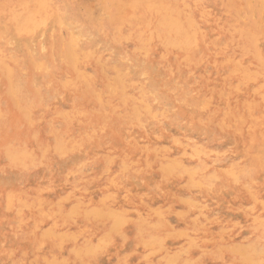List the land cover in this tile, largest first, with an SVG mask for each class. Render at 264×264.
I'll return each instance as SVG.
<instances>
[{
  "label": "rangeland",
  "instance_id": "obj_1",
  "mask_svg": "<svg viewBox=\"0 0 264 264\" xmlns=\"http://www.w3.org/2000/svg\"><path fill=\"white\" fill-rule=\"evenodd\" d=\"M192 1L0 0V264H264V0Z\"/></svg>",
  "mask_w": 264,
  "mask_h": 264
},
{
  "label": "bare ground",
  "instance_id": "obj_2",
  "mask_svg": "<svg viewBox=\"0 0 264 264\" xmlns=\"http://www.w3.org/2000/svg\"><path fill=\"white\" fill-rule=\"evenodd\" d=\"M150 0H145V2H146V5H147V2H148V5L147 6H151V4H152V2L150 3L149 2ZM174 1V0H173ZM181 1V0H180ZM183 2L182 3H185L184 2V0H182ZM192 1V0H191ZM194 1V0H193ZM192 1V2H193ZM18 3V2H17ZM197 3V2H196ZM195 3V4H196ZM186 4V3H185ZM188 4V3H187ZM145 5V7H147ZM156 4H154V7H153V5H152V7H149V9H158L159 7V5L156 7L155 6ZM20 6V5H19ZM186 6V8H188L189 6H187V5H185ZM198 6V5H197ZM196 6V7H197ZM183 7V6H182ZM14 7H12V9H13ZM148 8V7H147ZM146 8V9H147ZM162 10H164L163 9V7H160ZM174 8V7H173ZM183 8H185V7H183ZM148 9V10H149ZM169 8H167V10H168ZM172 9V8H171ZM175 9V8H174ZM174 9H173V11L171 10H169L168 11V13L165 11V13L163 14V15H160V14H158V13H156V14H158V15H160V17H159V19H158V22L159 23H155L154 25L156 26V28H158L159 29V34H155V35H159L160 36V39H159V37L157 38L156 36V39H158L159 40V42L161 41V44H162V46L161 47H163V46H165V47H175V48H177V50L178 49H180V50H182L183 52L184 51H186L187 50V48H189L190 46H192L191 45V43L193 42V41H191V38L193 39V37H192V35L189 33V32H192V31H190L189 30V32H188V30H186V28L184 27V25L182 24V21H180V17H178L179 15H181L182 13V15L184 16V13L185 12H182V13H180L179 11H181V10H176V11H178V13L177 12H175L174 11ZM194 9V8H193ZM11 10V9H10ZM9 9H8V12L10 11ZM147 10V11H148ZM189 10H190V8L187 10L188 12H189ZM196 10V9H195ZM183 11V10H182ZM185 11V10H184ZM191 11V10H190ZM22 12V11H21ZM148 12H150V11H148ZM151 13V12H150ZM153 13H155V10L153 11ZM190 14V13H189ZM188 14V15H189ZM9 15H12V14H9ZM151 15V14H150ZM153 15V14H152ZM157 15V16H158ZM178 15V16H177ZM187 15V16H188ZM193 15V14H192ZM14 16V18H15V16H16V14L15 15H12V17ZM156 16V17H157ZM186 16V17H187ZM191 16V15H190ZM190 16H189V18H190ZM154 17V16H153ZM191 17H193V16H191ZM202 17V16H201ZM14 18H9V20H10V22H12L11 20H13ZM17 18V17H16ZM24 18H26V17H24ZM158 18V17H157ZM155 19V18H154ZM182 19H184L183 17H182ZM181 19V20H182ZM193 19V18H192ZM16 20H20V22H19V24L21 23V18H19V19H16ZM16 20H13V22L15 21V25L17 26V22L18 21H16ZM23 20H25V19H23ZM22 20V21H23ZM156 20V19H155ZM185 20H186V18H185ZM8 21V20H7ZM26 21V20H25ZM25 21H23V23H22V25L25 23ZM157 21V20H156ZM191 21V22H190ZM193 21H194V19H193ZM196 22V21H195ZM26 23L28 24V21H26ZM25 23V24H26ZM36 23V22H35ZM192 23V20H189V24H191ZM8 24V23H7ZM11 24V23H10ZM25 24L23 25V27L25 26ZM27 24H26V26H27ZM33 24L34 23H31V25L33 26ZM157 24H158V26H157ZM188 24V23H187ZM195 24V23H194ZM21 24L19 25L20 27L22 26ZM29 25V24H28ZM196 25H197V23H196ZM195 25V26H196ZM18 26V27H19ZM26 26H25V28H23V27H21V29H22V31L25 29V30H27L26 29ZM31 26V27H32ZM185 26H187V25H185ZM13 27V26H12ZM15 27V26H14ZM33 27H35V24H34V26ZM36 27H38V26H36ZM197 27H198V25H197ZM17 28V27H16ZM155 28V29H156ZM195 28V27H194ZM200 28V27H199ZM17 29H19V28H17ZM29 29V28H28ZM117 29V28H116ZM154 29V30H155ZM201 29V28H200ZM199 29V30H200ZM33 30H35V28H33ZM32 30V31H33ZM19 31H20V29H19ZM18 31V32H19ZM28 31V33H29V30H27ZM157 31V30H156ZM156 31H154V32H156ZM17 31H16V33H18ZM25 32V31H24ZM117 32V31H116ZM120 32H121V30H120ZM153 33V32H152ZM151 33V35L153 36V34ZM25 34V33H24ZM193 34V33H192ZM196 34V33H195ZM141 35V34H140ZM191 35V36H190ZM199 35V34H198ZM196 36V35H195ZM194 36V38H197V37H195ZM125 38V37H124ZM150 39H151V37H150ZM1 40V39H0ZM140 40V39H139ZM143 40V39H142ZM196 41H194V43H195V45L197 44L196 42H197V39H195ZM148 41V40H147ZM1 43V42H0ZM142 43V42H141ZM157 43V42H156ZM144 45L146 44V42L145 43H143ZM158 44V43H157ZM161 44H159V45H161ZM148 45V44H147ZM152 45V44H151ZM150 45V46H151ZM194 45V44H193ZM194 45V46H195ZM149 46V45H148ZM146 47V46H145ZM156 47V46H155ZM148 48V47H147ZM162 49H165V48H162ZM3 50V49H2ZM147 50V49H146ZM167 50V49H166ZM171 50V49H170ZM189 50V49H188ZM191 50H194V49H191ZM190 50V51H191ZM195 50H196V48H195ZM6 51V50H5ZM175 51V50H174ZM163 52V51H162ZM188 52V51H187ZM2 53V52H1ZM5 53V52H4ZM147 53V52H146ZM165 53V52H164ZM167 53V52H166ZM108 54V53H107ZM183 54V53H182ZM185 54V53H184ZM183 54V55H184ZM3 55V54H2ZM167 55V54H166ZM181 55V54H180ZM190 55V54H189ZM7 56V55H6ZM173 56V55H172ZM182 56V55H181ZM191 56V55H190ZM9 57V56H8ZM164 57V56H163ZM174 57V56H173ZM183 57V56H182ZM188 57V56H187ZM187 57H184V59L186 58L187 59ZM4 58H6V57H4ZM4 58L2 59L1 58V56H0V61L3 63V61L2 60H4ZM10 58V57H9ZM181 58V57H180ZM182 61H183V59H181ZM191 60V59H190ZM189 60V61H190ZM187 61H185V63H186ZM180 64V63H179ZM187 65V64H186ZM263 65V64H262ZM179 66V65H178ZM177 66V67H178ZM180 67V66H179ZM263 68L262 69H264V66H262ZM15 69V68H14ZM261 69V68H260ZM12 71H13V69H12ZM11 71V72H12ZM15 71V70H14ZM17 71V70H16ZM15 73V72H14ZM21 72L19 71V74H20ZM262 73H263V71H262ZM18 74V75H19ZM264 75V74H263ZM20 76V75H19ZM13 77V76H12ZM17 77V76H16ZM14 79H16V78H14ZM264 79V78H263ZM75 103V102H74ZM135 115V114H134ZM0 116H2V114H0ZM5 116V115H4ZM7 116H8V114H7ZM72 116V115H71ZM106 117V116H105ZM104 116L102 117V118H105ZM137 117H140V115H138ZM7 118V117H6ZM101 118V117H100ZM99 119V118H98ZM137 119V118H136ZM135 119V120H136ZM100 120H102V119H100ZM104 120V119H103ZM132 120H134V119H132ZM134 120V121H135ZM73 121H74V119H73ZM88 121V120H87ZM98 121V120H97ZM109 121V120H108ZM0 122H2L1 120H0ZM93 122V121H92ZM99 122V121H98ZM105 122V121H104ZM137 122V121H136ZM139 122V121H138ZM89 123V122H88ZM97 123V122H96ZM100 123V122H99ZM109 123V122H108ZM85 124V123H84ZM104 124H106V123H104ZM86 125V124H85ZM97 125V124H96ZM100 126V125H99ZM109 125L107 124V127H108ZM88 128V127H87ZM97 128V127H96ZM102 129V128H101ZM106 129V128H105ZM90 130V129H89ZM61 131V130H60ZM93 131V130H92ZM96 131V130H95ZM104 132V131H103ZM62 133H64V132H62ZM54 134H55V132H54ZM81 134H83V132L81 133ZM85 134V133H84ZM98 134V133H97ZM57 135H58V132H57ZM78 135V134H77ZM60 136H61V134H60ZM74 136H76V135H74ZM79 136V135H78ZM82 136V135H81ZM59 137V136H58ZM62 138V137H61ZM60 138V139H61ZM91 138V137H90ZM55 139H57V138H55ZM58 140V141H56V144H54L55 145V150H57L56 152H54L56 155H57V153L58 152H61L62 154L64 153V151L65 150H67L66 149V147H67V141H63V140ZM73 139H75V138H73ZM80 139H81V137H80ZM82 140V139H81ZM74 141V140H73ZM86 141V140H85ZM84 141V142H85ZM87 141H88V138H87ZM90 141H93V140H90ZM69 142V141H68ZM78 142V141H77ZM81 142L82 141H80V144H81ZM76 143V142H75ZM83 143V142H82ZM10 144V143H9ZM74 144V143H73ZM69 145V144H68ZM77 145V144H76ZM75 145V146H76ZM7 146H9V145H7ZM72 146V145H71ZM83 146V145H82ZM6 147V146H5ZM5 147H4V149L3 150H5ZM73 147V146H72ZM78 147V145L76 146V148ZM10 149H12V147H10ZM15 149H17L16 147H15ZM13 150L12 149V151H9L8 153H6V155H7V157H8V159L9 160H12V162L13 161H17V163H19L20 164V162H18L19 160H21V159H23V161H22V164H27V163H23L25 160H27V158L28 157H26V159H25V156L26 155H28L29 156V154L28 153H25L24 154V152H19L18 150L16 151V150ZM71 149V148H70ZM79 149V148H78ZM69 150V149H68ZM72 150H73V148H72ZM71 150V151H72ZM22 151H24V150H22ZM70 151V152H71ZM73 151H76V150H73ZM2 152V151H1ZM4 152V151H3ZM5 152H6V150H5ZM60 154V153H59ZM58 154V155H59ZM74 154V153H73ZM57 155V156H58ZM71 155V154H70ZM32 157V156H31ZM30 157V158H31ZM4 158V157H3ZM33 158V157H32ZM31 158V159H32ZM5 159V158H4ZM7 159V158H6ZM5 159V160H6ZM29 159V158H28ZM33 160V159H32ZM28 161V160H27ZM34 161V160H33ZM31 161H29L28 163H30ZM8 164V163H7ZM10 164H12V163H10ZM13 164H14V162H13ZM28 165V164H27ZM30 165H31V163H30ZM9 166V165H8ZM10 166H12V165H10ZM22 166H24V165H21L20 167L22 168ZM171 166H172V168H173V165H170V167H169V169L171 168ZM13 167H17V164H16V166H13ZM24 167H26V166H24ZM29 167V166H28ZM17 168H19V167H17ZM171 170V169H170ZM235 172V170L233 171H231L230 173H234ZM113 216V215H112ZM117 217V216H116ZM111 218V217H110ZM115 218V217H114ZM119 218V217H118ZM117 218V219H118ZM113 220V219H112ZM121 219H119V221H120ZM114 221H117V220H115L114 219ZM118 222V221H117ZM262 226H264V223L262 224ZM251 248V249H250ZM249 249L250 250H252L251 252L253 253V250H255L253 247H250ZM251 255V254H250ZM251 257V256H250ZM253 258V257H252ZM251 259V258H250ZM249 259V260H250ZM253 260V259H252ZM251 260V261H252ZM252 263V262H251ZM255 262L253 261V264H254Z\"/></svg>",
  "mask_w": 264,
  "mask_h": 264
}]
</instances>
